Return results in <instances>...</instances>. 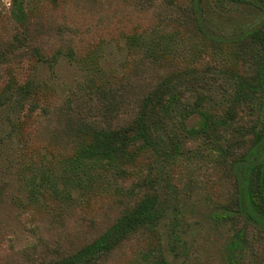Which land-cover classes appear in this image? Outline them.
<instances>
[{
    "label": "trees",
    "instance_id": "trees-1",
    "mask_svg": "<svg viewBox=\"0 0 264 264\" xmlns=\"http://www.w3.org/2000/svg\"><path fill=\"white\" fill-rule=\"evenodd\" d=\"M202 1L159 0L153 29L127 40L141 55L123 74L87 77L58 105L41 106L43 120H52L43 134L54 162L28 178L26 205L40 208L55 231L31 243L21 264H174L164 248L178 256L175 183L194 160L224 236L221 264H264V0L251 1L263 18L230 36L208 27ZM24 4L10 0L16 30L0 43V64L22 56L47 66L59 55L73 59L69 47L47 53L34 43ZM183 37L197 52L223 53L228 61L219 67L200 56L185 61L178 49ZM81 62L97 68L95 56ZM33 86L18 84L0 104L22 106ZM126 178L134 179L122 189L117 180ZM109 187L103 216L74 215L75 205ZM165 217L167 247L159 228Z\"/></svg>",
    "mask_w": 264,
    "mask_h": 264
},
{
    "label": "rangeland",
    "instance_id": "rangeland-1",
    "mask_svg": "<svg viewBox=\"0 0 264 264\" xmlns=\"http://www.w3.org/2000/svg\"><path fill=\"white\" fill-rule=\"evenodd\" d=\"M53 1L25 0V7L30 9L27 13L34 43L47 53L69 47L73 59L59 55L55 63L47 66L22 56L0 64V98L8 94L14 97L18 84L25 81L30 80L35 87L34 93L22 100V106L11 100L0 104V264L25 262L24 250L38 237L44 240L53 237L55 231L36 212L40 208L26 205L28 178L43 164L54 162L43 134L52 120H43L41 106L47 102L52 107L58 105L70 89L87 77H119L130 67V60L141 55L137 50L133 53L127 40L131 44L136 36L147 34L159 21L156 14L159 0ZM243 1L224 0L218 6L213 0H203L208 27L218 35L230 36L260 21L262 11L252 5V0ZM10 7V0H0V43L10 39L16 30ZM182 39L178 41L182 55L179 57L189 63L198 56L209 64L215 61V67L228 61L223 53H199L190 40ZM89 56L96 57V70L83 66L87 63L81 60L87 61ZM193 123L194 119L186 121ZM198 165L197 160L186 164L180 172L181 182L175 183L181 191L178 256L173 257L164 248L166 258L174 264H221L222 261L224 236L211 218L214 208L204 198L205 176ZM133 179L117 180V184L124 189ZM110 195H113L111 187L100 190L98 197L75 205L74 215L76 212L89 215L98 210L103 216L101 209ZM167 219L159 227L164 247H167ZM127 254L129 257L130 253ZM128 260L119 264H129Z\"/></svg>",
    "mask_w": 264,
    "mask_h": 264
}]
</instances>
